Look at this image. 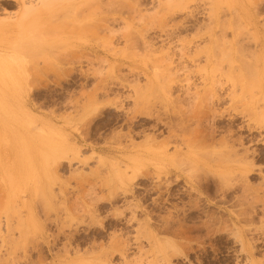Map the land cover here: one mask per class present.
<instances>
[{
  "label": "rangeland",
  "instance_id": "rangeland-1",
  "mask_svg": "<svg viewBox=\"0 0 264 264\" xmlns=\"http://www.w3.org/2000/svg\"><path fill=\"white\" fill-rule=\"evenodd\" d=\"M65 1L0 0V264H264V0Z\"/></svg>",
  "mask_w": 264,
  "mask_h": 264
},
{
  "label": "bare ground",
  "instance_id": "bare-ground-1",
  "mask_svg": "<svg viewBox=\"0 0 264 264\" xmlns=\"http://www.w3.org/2000/svg\"><path fill=\"white\" fill-rule=\"evenodd\" d=\"M14 1L19 2V4L21 3V4H26V5H27V3H30V5L28 4L29 7L27 6V8H26L27 12H29L28 10H30V11H31V10L34 11L33 9H35V8H36V5H38V4H39L40 6H42V7L44 6L45 8H46L45 4L47 5V4L51 3V2H53L54 5H56L54 2L57 1V0H36V2H38L37 4H33L34 1H31V2H30L29 0H14ZM58 1H59V0H58ZM61 1H63V0H61ZM64 1H65V0H64ZM68 1L71 2V1H73V0H68ZM79 1H81V2H86V4H87L89 1L92 2L91 0H79ZM93 1H95V0H93ZM98 1H99V0H98ZM111 1H112V0H111ZM11 2H12V1H11ZM65 2H66V1H65ZM56 3H57V2H56ZM66 3H67V2H66ZM68 3H69V2H68ZM41 4H42V5H41ZM61 4H63V2H62ZM81 4H84V3H81ZM26 5H25V6H26ZM39 5H38V8H39ZM49 5H50V4H49ZM49 5H48V6H49ZM51 5H52V4H51ZM58 5H60V4L58 3ZM48 6H47V7H48ZM44 7H43V8H44ZM50 7H51V6H50ZM22 8H23V7H22ZM24 8H25V7H24ZM51 10H52V9H51ZM51 10H50V11H51ZM19 11H20V10H19ZM21 11H22V10H21ZM24 11H25V9H24ZM32 11H31V13H32ZM38 11H39V10H38ZM23 13H26V11L23 12ZM12 15H13V13H12ZM14 15H16V13H15ZM17 17H18V16H17ZM26 17H27V16H26ZM18 22H19V21H18ZM227 59H228V58H227ZM171 60H172V59H171ZM229 60H230V59H229ZM233 63H234V62H233ZM171 65H172V64H171ZM218 69L221 70L219 66H217V70H218ZM219 70H218V71H219ZM230 70H231V67L229 68L228 71H230ZM234 71H236V70H234ZM212 72H215V71L212 70ZM226 72H227V71H226ZM236 72H238V74L241 73L240 70H238V71H236ZM239 72H240V73H239ZM241 74H242V73H241ZM240 77H241V76H240ZM233 78H234V77H233ZM228 79H230V81L233 80V79H231V78H228ZM243 80H244V79H243ZM214 81H215V80H214ZM214 81H213V82H214ZM234 81L236 82V79H235ZM232 82H233V81H232ZM238 82H239V81H238ZM241 82H243V81H241ZM241 82H240V83H241ZM214 83H215V82H214ZM241 84L243 85V83H241ZM249 84H250V86H251V83H249ZM249 84H247V85H249ZM207 86H208V85H207ZM250 86H249V87H250ZM235 96H236V95H235ZM243 97H245V96H243ZM234 98H235V97H234ZM238 99H239V98H238ZM244 99H246V98H244ZM246 100H247V99H246ZM246 100H245V102H246ZM153 102H154V101H153ZM202 102H203V101H202ZM247 102H249V100H248ZM151 103H152V101H151ZM206 103H207V102H206ZM202 104H203V103H202ZM204 104H205V103H204ZM200 105H201V102H200ZM207 105L210 106L211 104H208V103H207ZM207 105H206V106H207ZM205 108H206V107H205ZM208 109H209V108H208ZM191 127H192V126H191ZM194 128H198V126H197V127H194ZM194 128L191 129V130L193 131ZM213 128H214V127H213ZM213 128H212V129H213ZM189 129H190V127H189ZM197 130H198V129H197ZM200 130H201V129H199L198 131L200 132ZM188 131H189V130H188ZM194 131H195V130H194ZM194 133H195V132H194ZM212 133H213V132H212ZM198 134L202 135V133H198ZM176 135H177V134H176ZM188 135H189V134H188ZM196 135H197V134H196ZM186 136H187V134H186ZM187 137H188V136H187ZM189 137H191V136L189 135ZM196 137H198V136H196ZM202 138L204 139V137H201L200 140H202ZM191 139H193V138H191ZM197 139H198V138H197ZM187 140L190 141V139H187ZM153 143H154V142H153ZM190 143H191V141H190ZM192 143H193V142H192ZM208 143H210V142H208ZM208 143H207V144H208ZM154 144H155V143H154ZM156 144H157V143H156ZM188 145H190V144H188ZM194 145H195V144H194ZM191 146H192V145H191ZM193 147H194V146H193ZM193 147H192V148H193ZM197 147H198V146H197ZM198 148H199V147H198ZM245 151H246V150H245ZM205 153H206V152H205ZM205 153H204V156H203V157H204L205 159H207V158H206L207 155H205ZM202 154H203V153H202ZM202 154H201V156H202ZM206 154H208V153H206ZM242 154H243V155L248 154V150H247V152H245V154H244V152H243ZM208 155H210V154H208ZM212 155H213V152H212ZM178 157H179V156H178ZM182 157H184V156H182ZM214 157H215V156H214ZM176 158H177V157H176ZM180 158H181V157H180ZM180 158H179V159H180ZM212 158H213V157H212ZM214 159H215V158H214ZM184 160H186V159H184ZM215 160H216V159H215ZM179 161H181V160H179ZM118 163H120V161H119ZM178 164H179V163H178ZM146 231H147V230H146ZM100 233H101V232H100ZM145 233H146V232H145ZM101 237H102V236H101ZM156 237H157V236H156ZM44 238H45V237H44ZM44 241H45V240H44ZM37 242H39V241H37ZM32 243H33V242H32ZM42 243H43V242H42ZM44 243H47V245L49 244L47 241L44 242ZM82 243H84V242H82ZM15 244H16V243H15ZM30 244H31V243H30ZM33 244H34V243H33ZM39 244H40V243H39ZM169 244H170V243H169ZM169 244H168V245H169ZM21 245H22V243H21ZM37 245H38V244H37ZM41 245H42V244H40V246H41ZM58 245H59V244H58ZM63 245H64V244H63ZM63 245H62V246H63ZM118 245H119V244H118ZM118 245H116V247H117ZM121 245H122V244H121ZM127 245H129V244H127ZM8 246H9V245H8ZM10 246H11V245H10ZM14 246H15V245H14ZM18 246L20 247V244H19ZM18 246H16L17 249H20V248H18ZM32 246H33V245H32ZM32 246H30V247L32 248ZM35 246H36V244H35ZM35 246H34V248H35ZM40 246L38 245V247H40ZM43 246H44V245H43ZM88 246H89V245H88ZM114 246H115V245H114ZM114 246H113V248H116V247H114ZM122 246H123V245H122ZM122 246H121V247L119 246V247H117V248H118V249H119V248H122ZM124 246H125V245H124ZM124 246H123V247H124ZM26 247H29L28 244H26ZM36 247H37V246H36ZM63 247H64V246H63ZM66 247H67V246H66ZM97 247H98V244H97L96 248H97ZM110 247H111V246H110ZM110 247H109V248H110ZM43 248H44V247H43ZM64 248H65V247H64ZM71 248H72V247H71ZM102 248H103V247H102ZM113 248H112V249H113ZM28 249H29V248H26V251H29V250H30V249H29V250H28ZM37 249H38V248H37ZM46 249H49V248L46 247ZM51 249H52V246H51ZM67 249H68V248H67ZM67 249H66V250H67ZM80 249H81V248H80ZM80 249H77V250H80ZM93 249H94V248H93ZM93 249L91 250V253L96 251V250H93ZM100 249H101V248H100ZM100 249H99V250H100ZM106 249H107V248H106ZM168 249H169V248L167 247V250H168ZM31 250H32V249H31ZM35 250H36V248H35ZM88 250H89V248H88ZM88 250H87V251H88ZM121 250H122V249H121ZM121 250H120V251H121ZM123 250H124V249H123ZM40 251H41V250H40ZM51 251H52V250H51ZM106 251H107V250H106ZM109 251H110V250H109ZM124 251H125V253L128 252V250H127V251L124 250ZM175 251H176V250H175ZM30 252H32V251H30ZM65 252H67V251H65ZM96 252H97V251H96ZM113 252H114V251H113ZM140 252H141V250H140ZM142 252H144V251H142ZM146 252H147V251H146ZM149 252H150V251H148V253H149ZM167 252H168V251H167ZM87 253H88V254H91L90 252H87ZM109 253H110V252H109ZM114 253H115V252H114ZM114 253H112V255H113ZM121 253H122V252H121ZM28 254L30 255V253H28ZM32 254H33V253H32ZM40 254H41V253H40ZM40 254H39V256H40ZM103 254H105V253H102V254H100V255H103ZM107 254H108V252H107ZM107 254H106V255H107ZM142 254H143V253H141V255H142ZM100 255H99V256H100ZM133 255H134V254H133ZM136 255H137V254H136ZM143 255H144V257H147V256H148L147 253H146L147 256H145V254H143ZM26 256H27V254H26ZM31 256H32V255H31ZM109 256H111V255L109 254ZM109 256H108V257H109ZM122 256H123V254H122ZM139 256H140V255H139ZM29 257H30V256H29ZM100 257H101V256H100ZM102 257H104V255H103ZM112 257H113V256H112ZM128 257H130V256H128ZM41 258H42V255H41ZM68 258H69V257H68ZM123 258H124V257H123ZM138 258H139V257H138ZM141 258H143V257H141ZM56 259H57V258H56ZM63 259H64V258H63ZM65 259H66V258H65ZM82 259H83V258H82ZM94 259H95V258H94ZM104 259H105V258H104ZM104 259H103V260H104ZM139 259H140V258H139ZM145 259H146V258H145ZM147 259H148V257H147ZM147 259H146V260H147ZM66 260H67V259H66ZM97 260H98V259H97ZM97 260H96V261H97ZM108 260H109V259H108ZM125 260H127V259L124 258L123 263H124ZM130 260H131V258H130ZM135 260L137 261L136 257H135L134 261H135ZM150 260H151V259L149 258V260H148L149 263H148V264H151V263H150V262H151ZM158 260H159V259H158ZM68 261H72V262H67V261L65 262V261H63V260H54V259H53V261H50V263H48V264H83V263L78 262V261H75V262H73V260H68ZM84 261L90 262L89 260H84ZM98 261L101 262L102 260H98ZM134 261H133V264H135V262H136V261H135V262H134ZM140 261H141V259H140ZM30 262H31V260H30ZM46 262H47V261H46ZM102 262H103V261H102ZM102 262H101V263H102ZM104 262H106V260H105ZM113 262H114V261H113ZM131 262H132V261H131ZM141 262H142V261H141ZM141 262H140V263H141ZM145 262H146V261H145ZM8 263H9V262H8ZM25 263H26V262H25ZM27 263H28V262H27ZM106 263H107V262H106ZM146 263H147V262H146ZM157 263H158V262H157ZM40 264H41V263H40ZM43 264H45V263H43ZM103 264H104V263H103ZM109 264H112L111 261H110ZM115 264H116V263H115ZM124 264H132V263H129L128 261H125ZM136 264H139V261H138V263H136ZM141 264H142V263H141Z\"/></svg>",
  "mask_w": 264,
  "mask_h": 264
}]
</instances>
